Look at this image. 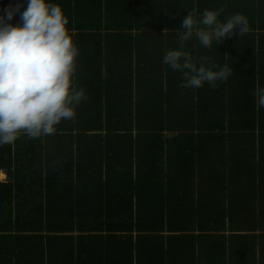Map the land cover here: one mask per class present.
Here are the masks:
<instances>
[{"label":"trees","instance_id":"16d2710c","mask_svg":"<svg viewBox=\"0 0 264 264\" xmlns=\"http://www.w3.org/2000/svg\"><path fill=\"white\" fill-rule=\"evenodd\" d=\"M52 2L86 99L55 134L0 147V264H264V0ZM206 9L249 32L186 42L232 73L187 89L162 58Z\"/></svg>","mask_w":264,"mask_h":264},{"label":"clouds","instance_id":"9594fccd","mask_svg":"<svg viewBox=\"0 0 264 264\" xmlns=\"http://www.w3.org/2000/svg\"><path fill=\"white\" fill-rule=\"evenodd\" d=\"M21 8L0 10V147L14 144L21 134L29 139L55 134L62 121L75 119L86 99L76 81L79 48L63 8L52 0H27ZM18 12L20 22L11 23ZM219 15L207 9L199 17L189 12L177 29L179 47L163 55L162 63L182 74L184 88H215L232 74L227 66L212 65L209 57L195 60L185 48L193 37L211 50L237 28L240 37L249 32L246 16L233 14L221 22ZM253 95L257 107L264 108V87Z\"/></svg>","mask_w":264,"mask_h":264},{"label":"built area","instance_id":"2783aa9c","mask_svg":"<svg viewBox=\"0 0 264 264\" xmlns=\"http://www.w3.org/2000/svg\"><path fill=\"white\" fill-rule=\"evenodd\" d=\"M3 172H5V170L0 168V180H2V181L7 179V178H3V176H2Z\"/></svg>","mask_w":264,"mask_h":264},{"label":"rangeland","instance_id":"374dc122","mask_svg":"<svg viewBox=\"0 0 264 264\" xmlns=\"http://www.w3.org/2000/svg\"><path fill=\"white\" fill-rule=\"evenodd\" d=\"M2 176H3V178H7L8 177V174L7 173L6 174L3 173Z\"/></svg>","mask_w":264,"mask_h":264},{"label":"crops","instance_id":"0c3cea01","mask_svg":"<svg viewBox=\"0 0 264 264\" xmlns=\"http://www.w3.org/2000/svg\"><path fill=\"white\" fill-rule=\"evenodd\" d=\"M5 172H7V171L5 170ZM7 174H8V173H7ZM8 178H9V175H8L7 179H8ZM7 179H6V180H7Z\"/></svg>","mask_w":264,"mask_h":264}]
</instances>
